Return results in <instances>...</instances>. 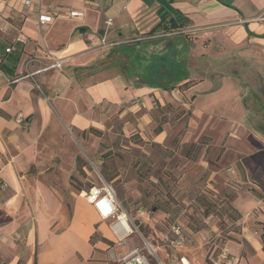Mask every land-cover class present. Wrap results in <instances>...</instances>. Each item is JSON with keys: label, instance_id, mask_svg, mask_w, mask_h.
<instances>
[{"label": "crops", "instance_id": "1", "mask_svg": "<svg viewBox=\"0 0 264 264\" xmlns=\"http://www.w3.org/2000/svg\"><path fill=\"white\" fill-rule=\"evenodd\" d=\"M72 11L81 12L82 16L73 17ZM44 12H52L54 17L42 26L39 15ZM0 14L9 24L7 32L0 35L3 44V49L0 48V153H5L1 136L7 128L30 125V131H25L28 139L19 146L20 152L10 155L11 159L4 154L6 162L0 155V179L8 182L10 192L5 194L0 185V203L8 212L11 207L22 208L25 202L36 219V224L25 230L24 247L13 240V231L0 230V264H54L56 240L67 242L65 239L74 233L84 239L89 252L91 250L92 226L99 218L92 204L75 200L72 221L60 233L50 235L48 217L62 212L63 199L56 196L54 187L39 181L38 177L31 179L21 174L26 160L38 162L44 156L48 160L58 157L56 149L46 153L41 145L44 134L57 126L58 116L85 135L91 127L103 131L106 106L110 110L114 108L122 120L123 113L131 111L138 122L139 106L144 105L147 114L141 121H148L154 105L188 109L187 92L199 87L203 96L193 99L200 101L199 115L203 119V136L198 142L206 139L205 145L207 141L213 145L224 143L227 151L238 152V158L227 171H212L208 182V187L216 189L217 176L221 175L234 189L231 204L242 214V231L238 237L249 245L245 256L242 245L237 243L239 256L226 263L240 264L244 259L247 264H264L261 238L264 198L256 194H263L259 185L264 184V98L262 113L258 114L263 123L256 126L247 120L253 109L244 104L240 90L235 88L234 94L222 97L226 82L234 81L232 75L224 76L220 84L213 75H206L184 90L142 86L124 92L111 75L107 76L106 67L97 66L102 58L113 52L115 45L140 39L150 42L154 37L161 38L166 30L189 29L222 32L228 38V45L238 50L240 59L254 62L255 56L260 57L255 63H262L264 67V0H34L29 7L21 6L18 0H0ZM160 24L162 30L150 36ZM9 47L13 49L7 52ZM57 61H63L61 67L50 68ZM100 75H104V79L95 81ZM262 83L264 85V78ZM218 102H222V107L230 103L244 112L243 123L233 122L236 126L229 132L222 125L209 128L215 114L208 108L221 107ZM96 106L102 107L96 109L93 116L92 109ZM186 114L180 112L177 121L186 119ZM32 118L35 119L30 122ZM33 127L38 130L33 132ZM255 140L263 147L255 149L252 145ZM78 208L84 210L81 217H78ZM25 217L17 222L18 226L25 222ZM256 223H262V230ZM47 239L49 248L43 249ZM73 249L77 250L72 246ZM89 252L83 255L84 259L90 257Z\"/></svg>", "mask_w": 264, "mask_h": 264}, {"label": "rangeland", "instance_id": "2", "mask_svg": "<svg viewBox=\"0 0 264 264\" xmlns=\"http://www.w3.org/2000/svg\"><path fill=\"white\" fill-rule=\"evenodd\" d=\"M179 34L183 36L178 47L182 70L176 72L177 83L194 76L191 79L193 85L200 78L213 75L220 84L224 76L232 75L234 81L226 82L222 97L240 90L244 104L253 109L247 120L260 126L263 120L258 114L262 113L264 98V67L262 63H255L260 57L255 56L254 62L240 59L238 50L228 45V38L222 32L182 29L166 33L161 38L154 37L150 42L131 41L124 46L115 45L114 52L102 58L97 66L106 67L107 76L111 75L124 92L126 89L131 91L149 86L146 81H152V75H149L151 65L159 70L154 74V81L168 83L172 73L166 64L170 58L163 53L169 40ZM0 35L4 33L0 32ZM0 48L3 49L2 43ZM103 79L104 75H100L95 81ZM201 89L187 92L189 110L154 105L155 110L149 112L151 118L148 121H141V117L147 114L144 105L139 106L138 122L131 116V111L123 113L122 120L114 108L110 110L106 106L107 116L102 121L104 129H97L99 135L90 132V129L83 135L58 116L57 126L54 125L44 134L41 144L46 153L56 149L58 157L48 160L44 156L38 162L35 159L26 160L23 164L25 169L21 172L26 177H38L39 181L48 183L56 189V196L63 199L62 212L48 217L50 235L60 233L72 221L75 200L87 202L83 191L104 184L114 189L122 213L125 211L128 215L134 231L118 238L109 222L98 218V222L92 226L89 240L92 246L90 257L83 258L89 252V247L84 239L74 233L65 239L67 242L56 240L54 264H107L114 256H123L134 247L146 244L156 250L154 262L159 259L163 264H183L182 257L190 264H228L226 260L238 255L237 243L242 245V252L246 256L249 245L245 239L238 237L242 231V214L236 223L231 217V214L238 215L230 208L234 189L225 183L221 175L217 176L216 189L208 187L210 173L219 169L227 171L238 158V152L227 151L224 143L213 145L207 141L205 145L206 139L198 142L203 136V119L199 115L200 101L193 99L203 96ZM36 90L40 92L39 87ZM218 104L221 106L222 102ZM101 107H94L92 115ZM235 108L230 103L223 107L210 106L208 110L214 112L215 118L209 128L222 125L228 131L231 127L235 128L233 122L243 123L244 112ZM180 112L187 114L186 119L178 122ZM29 127H9L2 133L4 154L8 158L20 152L19 146L28 139L25 131H30ZM35 129L38 130L33 127V132H36ZM252 145L255 149L263 147L259 140ZM252 145L249 147L252 148ZM4 154L0 153L6 162ZM1 187L5 194L10 193L8 182L3 181ZM256 194L264 198V191L263 194ZM2 208L0 203V230L13 231V240L24 247L25 230L36 224L34 213H29L25 202L22 208L11 207L8 212ZM83 213V209H77L78 217ZM23 216H26L25 222L18 226L17 222ZM256 225H260L262 230V223ZM104 238L108 241H103ZM49 243V239L44 241L43 249L49 248ZM72 246L77 250H72ZM240 264L247 262L242 259Z\"/></svg>", "mask_w": 264, "mask_h": 264}, {"label": "built area", "instance_id": "3", "mask_svg": "<svg viewBox=\"0 0 264 264\" xmlns=\"http://www.w3.org/2000/svg\"><path fill=\"white\" fill-rule=\"evenodd\" d=\"M21 6L29 7L33 4L34 0H18ZM52 12H44L39 15V24L45 25L52 21L54 15ZM71 16L79 17L82 16L81 12L72 11ZM110 23L109 21L107 22ZM9 28L8 22H6L5 17L0 14V32L6 33ZM103 45H105V39L102 40ZM108 46V45H107ZM111 46V45H109ZM13 47L7 48V52H10ZM63 61H57L50 66L51 67H61ZM19 80L16 79L15 81ZM259 187L264 191V184L259 185ZM82 195L86 200L92 204L96 210L99 218L102 221H107L110 224L111 229L118 238H123L133 233V226L127 221L131 226V229H127L122 220V206L118 202L115 191L112 186L104 184L103 186H92L88 190L82 192ZM156 250L150 245L146 244L144 246H138L131 249L123 256L114 257L111 263L107 264H163L159 259L154 262V257H156ZM186 258L182 257L181 261L186 264Z\"/></svg>", "mask_w": 264, "mask_h": 264}, {"label": "trees", "instance_id": "4", "mask_svg": "<svg viewBox=\"0 0 264 264\" xmlns=\"http://www.w3.org/2000/svg\"><path fill=\"white\" fill-rule=\"evenodd\" d=\"M176 27L177 26H174V28H176ZM161 30H162V24H160V26H158L157 28L152 30L149 35L150 36L155 35L157 32H159ZM169 32H172V29L171 30H166L164 33H169ZM182 37L183 36L179 34V35H176V37L171 38L169 40L168 44H167V47H166L167 49L163 53L164 55H167L168 58H170L169 59V63L166 64V68H168L170 73H172L171 79H168L169 82L168 83H160V84L156 83L154 81V79H155L154 78V74H155L156 71L158 72L159 70H156L155 66L153 65L154 66V68H153L152 65H151V70L149 72V75H152V77H151L152 81H150V79H149L148 81H146V84H149V86H152V87H155V88L161 87L164 90H174V89H176L178 87L189 88L190 86H192L191 80H186V81L183 82V84L182 83H177V81L179 80L177 73L182 70L181 69L182 68L181 61L179 60L180 59L179 58L180 54H178V51H179L178 50V47H179L178 43H179V40H182ZM163 38H165V37H163ZM135 42L139 43V42H143V40L140 39V40H137ZM122 45L124 46V44H121L120 46H122ZM187 47H188V45H187ZM113 52H114V50H113ZM185 67H187V64L185 65ZM185 76H188V75L186 74ZM182 78H184V77H182ZM90 132H92V133H94L96 135H99V133H100V131H98L95 128H90ZM2 183H3V181L0 179V185H2ZM230 208L232 209V211L234 213L238 214V215H232L231 214V217H233L234 222L238 221L239 219H241L240 212L232 204L230 205ZM261 238H262L263 243H264V226H263V232L261 233ZM103 241H108V240H106L104 238ZM263 249H264V247H263Z\"/></svg>", "mask_w": 264, "mask_h": 264}, {"label": "bare ground", "instance_id": "5", "mask_svg": "<svg viewBox=\"0 0 264 264\" xmlns=\"http://www.w3.org/2000/svg\"><path fill=\"white\" fill-rule=\"evenodd\" d=\"M127 214L125 213V211H123L122 213V220H123V223L125 224L126 228L127 229H131V226L129 225L128 221H127ZM186 264H190L188 260H186Z\"/></svg>", "mask_w": 264, "mask_h": 264}]
</instances>
